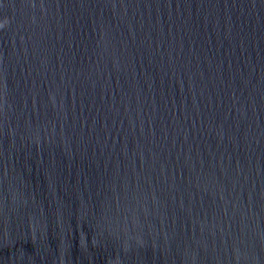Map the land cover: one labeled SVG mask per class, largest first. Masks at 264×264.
Instances as JSON below:
<instances>
[{
	"label": "water",
	"instance_id": "1",
	"mask_svg": "<svg viewBox=\"0 0 264 264\" xmlns=\"http://www.w3.org/2000/svg\"><path fill=\"white\" fill-rule=\"evenodd\" d=\"M0 264H264V0H0Z\"/></svg>",
	"mask_w": 264,
	"mask_h": 264
}]
</instances>
